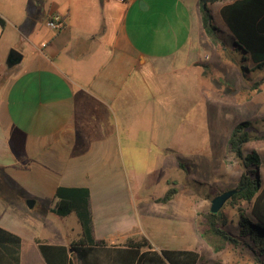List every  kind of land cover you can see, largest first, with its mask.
Wrapping results in <instances>:
<instances>
[{
	"label": "crops",
	"instance_id": "1",
	"mask_svg": "<svg viewBox=\"0 0 264 264\" xmlns=\"http://www.w3.org/2000/svg\"><path fill=\"white\" fill-rule=\"evenodd\" d=\"M199 1L20 0L16 10H0V50L22 55L0 68V227L21 237L20 264L23 257L46 264L36 239L67 246L81 238L75 210H49L59 187L83 190L94 241L143 237L127 191L140 143L157 148L147 175L160 169L142 210L176 202L187 209L170 174L189 157L173 150V134L181 132L179 107L187 114L188 101L194 108L204 100L203 63L220 44L206 41ZM231 1L210 8L220 15ZM52 14L63 18L58 30L45 25ZM170 186L174 197L156 202Z\"/></svg>",
	"mask_w": 264,
	"mask_h": 264
},
{
	"label": "rangeland",
	"instance_id": "2",
	"mask_svg": "<svg viewBox=\"0 0 264 264\" xmlns=\"http://www.w3.org/2000/svg\"><path fill=\"white\" fill-rule=\"evenodd\" d=\"M19 3L20 0H0V10H16ZM211 9L214 23L220 29L217 33L220 44L203 63L204 100H199L198 107L194 108L188 101L187 114L184 104L179 107L181 132L173 134V150H179L180 157H189L179 161L184 166H179L177 171L172 169L170 174L171 178H178L179 197L187 201V209L184 202H176L160 212L142 210L145 203L150 205L149 195L156 193L155 183L160 172L158 167L156 172L147 175L146 170L154 167L153 155L157 151L149 143H140V148L135 149L138 155L135 174L130 171L133 165H128V197L137 214L136 230L157 247L197 250L200 254L197 264H257L250 252L231 245L215 252L200 236L199 223L210 211L212 198L236 187L243 172L242 160L234 155L228 143L232 129L241 121H249L245 130L253 135L243 145V154L255 151L259 155V174L264 178V64L257 65L235 42L217 12V5ZM206 41L211 44L208 37ZM8 50H0V68ZM176 120L174 116L173 121ZM228 200L219 210L226 222L225 228L237 232V206L249 213L251 203L241 201L234 206ZM39 262L44 264L35 257L22 259V264Z\"/></svg>",
	"mask_w": 264,
	"mask_h": 264
},
{
	"label": "trees",
	"instance_id": "3",
	"mask_svg": "<svg viewBox=\"0 0 264 264\" xmlns=\"http://www.w3.org/2000/svg\"><path fill=\"white\" fill-rule=\"evenodd\" d=\"M216 0H200L202 28L213 43L217 42L218 27L215 25L210 4ZM220 16L231 31L235 42L249 53L257 65L264 64V0H233L223 5ZM5 20L0 16V36ZM249 121H241L232 129L228 143L231 151L242 160L243 172L235 192L228 203L237 205L241 201L251 203L249 213L238 208L237 232L225 228L221 210L209 211L204 221L200 222V236L215 252L228 245L250 252L257 264H264V178H260L259 155L255 151L243 154V145L253 138L245 130ZM264 138V136H263ZM184 166L183 163H179ZM173 184H176L173 182ZM81 188L59 187L49 203V210L67 215L72 210L82 225V236L71 241L67 246L55 245L36 239V243L46 264H197L200 254L194 249L156 250L143 236L141 240H129L123 245H106L94 241L89 203L85 196L78 195ZM177 193L175 186H170L165 193L155 199L167 203ZM21 237L0 227V264H20Z\"/></svg>",
	"mask_w": 264,
	"mask_h": 264
},
{
	"label": "water",
	"instance_id": "4",
	"mask_svg": "<svg viewBox=\"0 0 264 264\" xmlns=\"http://www.w3.org/2000/svg\"><path fill=\"white\" fill-rule=\"evenodd\" d=\"M22 58V55L15 49H10L6 59H5V67L7 69H10L12 66L15 64L19 63ZM235 192V189H230L224 192H221L220 194L216 195L215 197L212 198L211 200V206H210V211L215 213L217 212L220 207L224 204V202L230 198V196ZM33 200L29 199L27 201L29 206H32Z\"/></svg>",
	"mask_w": 264,
	"mask_h": 264
},
{
	"label": "built area",
	"instance_id": "5",
	"mask_svg": "<svg viewBox=\"0 0 264 264\" xmlns=\"http://www.w3.org/2000/svg\"><path fill=\"white\" fill-rule=\"evenodd\" d=\"M45 25L53 30H58L64 25L63 18L58 14H52L45 20Z\"/></svg>",
	"mask_w": 264,
	"mask_h": 264
}]
</instances>
